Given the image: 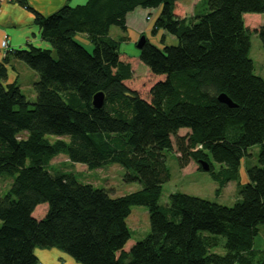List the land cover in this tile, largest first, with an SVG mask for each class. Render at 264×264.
<instances>
[{"label":"trees","instance_id":"16d2710c","mask_svg":"<svg viewBox=\"0 0 264 264\" xmlns=\"http://www.w3.org/2000/svg\"><path fill=\"white\" fill-rule=\"evenodd\" d=\"M7 1L34 15L50 49L6 50L0 61V177L13 178L0 197V264H38L36 248L78 264H264L253 248L264 227V81L249 58L251 32L264 49V0H206L207 12L196 13V4L189 17L177 15L182 0L66 2L45 17L27 0ZM136 8L156 10L149 33H162L159 45L145 36L136 57L147 77H160L142 80L146 97L127 85L133 68L119 52L127 37L109 35L112 26L126 34V15ZM9 55L38 75L32 104L16 82L6 83ZM98 92L99 109L92 106ZM220 94L236 107L219 102ZM254 145L258 165L245 169L241 184L239 168ZM164 151L177 155L181 169L192 161L202 171L207 162L216 193L236 182L240 199L226 207L175 192L160 206L170 179ZM58 155L88 170L120 164L141 188L110 197L56 173L50 161ZM41 204L47 210L35 219ZM132 206L146 208L150 231L125 251ZM220 238L223 255L211 252Z\"/></svg>","mask_w":264,"mask_h":264},{"label":"rangeland","instance_id":"374dc122","mask_svg":"<svg viewBox=\"0 0 264 264\" xmlns=\"http://www.w3.org/2000/svg\"><path fill=\"white\" fill-rule=\"evenodd\" d=\"M196 13L204 14L207 12L206 0H182L177 6V15L179 17H189L193 13V6L196 5ZM156 13V10L146 14L144 20L150 24L151 17ZM146 17H149L147 19ZM264 25V14L258 15V26ZM147 36L152 43L159 45L161 32L155 36H151L149 31L143 33ZM110 37L118 39L121 36H126V40L120 44L119 52L126 59H130L133 68V78L127 84L129 87L137 88L140 95L147 96V85L142 84L144 80L149 84L154 82L155 78L160 77H147V68L136 59L138 50L135 47V43L138 38L132 37L128 32L124 34L118 27L112 26L109 31ZM176 44V41L167 43ZM91 50V47H87ZM55 56V54L53 55ZM249 58L253 62V73L260 77L264 81V49L261 45L260 39L254 32L250 33V50ZM17 62V61H16ZM20 63L17 70L20 74V82L22 86V93L27 100L32 104L35 98L33 89L35 72L31 70L24 63ZM150 83V84H151ZM187 130L181 129L178 134L185 135ZM21 137H24L22 135ZM49 139L53 140L55 137L48 136ZM173 141V140H172ZM260 146L254 145L246 150V155L243 156L241 166L239 168V182L244 184L247 182L245 169L258 165L257 158ZM166 166L170 173V179L164 183L161 188V195L158 204L162 207L168 206V196L172 193L178 192L200 199H204L219 205L226 207L233 206L239 196V186L236 182H229L220 189L218 194L216 193L217 184L212 180L208 172L198 171L197 164L190 162L186 168H182L178 164L177 155L170 151H164ZM50 165L56 173H70L76 181L80 184L90 185L95 189L105 190L110 197H120L126 194L135 192L141 188L137 182H127L126 174L127 170L117 163H110L94 170H88L84 165L71 164L68 162L64 155H58L50 161ZM214 171L219 169V165L212 161ZM13 178L9 175H2L0 177V197H3ZM47 210L46 204L38 205L32 213L35 219H41ZM126 226L130 232V239L124 246V250L128 251L129 248L136 242L142 240L147 236L150 231L148 212L143 206H132L130 208V215L125 220ZM1 226V221H0ZM204 235H208L203 232ZM221 246L211 250V252L223 255L224 249L222 248L224 240L220 238ZM253 248L257 250L255 252L254 260L257 261L264 254V227H258V235L254 238ZM34 254L38 259V264H78L71 259L65 253L56 249H39L34 250Z\"/></svg>","mask_w":264,"mask_h":264},{"label":"crops","instance_id":"0c3cea01","mask_svg":"<svg viewBox=\"0 0 264 264\" xmlns=\"http://www.w3.org/2000/svg\"><path fill=\"white\" fill-rule=\"evenodd\" d=\"M86 1L87 0H27L31 8L44 17L57 11L58 8L66 2L69 6L73 7L82 5ZM151 11L154 12L152 9L136 8L126 15L127 32L131 34L132 37H137L150 30L151 24L146 22L144 18L146 14ZM3 40L7 41V50L9 52L17 49H24L28 46L50 49L49 43L41 37V30L34 21V15L28 10L9 1L3 2L0 5V61L3 58L1 49V42ZM165 40L171 43L174 39L171 36H166ZM17 62L9 55V61L6 65V83L16 82L22 91L20 74L17 70L18 66L21 65ZM33 76L34 82H36L38 80V75L35 73ZM32 97L35 98V95Z\"/></svg>","mask_w":264,"mask_h":264},{"label":"water","instance_id":"95a60500","mask_svg":"<svg viewBox=\"0 0 264 264\" xmlns=\"http://www.w3.org/2000/svg\"><path fill=\"white\" fill-rule=\"evenodd\" d=\"M146 37L144 35H141L138 40L135 43V47L137 50L141 49V47L143 46V44L145 43ZM217 100L221 103H224L226 105H228L229 107H236L235 104H233L230 99H228L224 94H220L217 97ZM103 101H104V96L101 92L96 93L93 97H92V106L94 108H101L103 105ZM199 165L201 166L202 171L207 172L209 170V165L207 162L201 161L199 163Z\"/></svg>","mask_w":264,"mask_h":264},{"label":"built area","instance_id":"2783aa9c","mask_svg":"<svg viewBox=\"0 0 264 264\" xmlns=\"http://www.w3.org/2000/svg\"><path fill=\"white\" fill-rule=\"evenodd\" d=\"M7 0H0V5L3 3V2H6ZM147 19H149V17H146ZM1 49H2V56L4 55L5 51L7 50V41L6 40H3L1 42Z\"/></svg>","mask_w":264,"mask_h":264},{"label":"bare ground","instance_id":"6f19581e","mask_svg":"<svg viewBox=\"0 0 264 264\" xmlns=\"http://www.w3.org/2000/svg\"><path fill=\"white\" fill-rule=\"evenodd\" d=\"M204 172V171H203Z\"/></svg>","mask_w":264,"mask_h":264}]
</instances>
